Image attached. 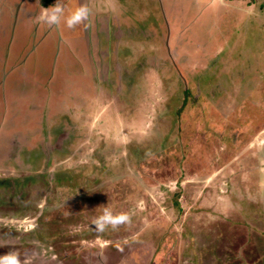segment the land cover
Returning <instances> with one entry per match:
<instances>
[{"label":"rangeland","instance_id":"1","mask_svg":"<svg viewBox=\"0 0 264 264\" xmlns=\"http://www.w3.org/2000/svg\"><path fill=\"white\" fill-rule=\"evenodd\" d=\"M117 1L123 2L120 17L132 19L129 24L134 26L133 32L140 37L149 34L148 42L155 44L144 45L146 41H141L143 52H125L123 62L136 58V53L149 54L148 63L152 67L148 66L144 73L140 71L133 79L129 69L127 79L134 81L131 91L128 92L124 84L118 86L122 90L120 95L125 96L122 102L127 116L123 113V117L129 118L128 124L118 113L111 112L109 105L90 113L97 120L105 118L106 124L99 131L90 132V139L98 140L96 147L92 143L85 144L84 150L93 149L92 154L98 155L101 150L113 148L119 151L117 156L100 164L93 156L78 159L74 173L66 168L70 162L58 170L56 167L55 176L60 178V183L58 187L52 185L56 189L54 193L49 190L53 193L50 192L51 198L55 199L59 189L84 188L89 175L83 169L94 171L98 165L100 169L104 167L103 172L108 170L110 177L105 173H101V178L94 177L92 172L94 182H88L91 185H87L90 191L87 193L106 196L108 202L103 208L108 207L113 214L129 213L131 223L115 231L110 228L105 231L108 238L100 242L106 243L103 247L106 248V264H264V0H182L183 3L178 0L170 4L172 10L168 8V0ZM77 7L74 1L72 9ZM196 10L200 14H193ZM164 15L166 20L168 15H174L177 26L181 25L183 33L189 35L177 54H174L177 45L173 46L172 41L177 32L171 22L168 23L167 48L161 43L165 35L161 28L165 23ZM6 24L2 18L0 66L3 65L4 70L20 61L29 48V43L24 41L26 32L20 29L18 36L21 33L23 40L17 39V32L13 36L9 23L7 27ZM66 27L61 25L60 31L65 32ZM83 27L81 24L72 28L73 36L59 44L58 50L56 43L47 39L31 53L21 70V74L27 73L29 77H21L25 86L18 85L15 89L26 97L15 98L12 104L9 97L12 83L9 75L3 76L5 73L0 67V82L9 83L5 87L8 97L0 99V144L3 145V149L0 145V156L8 145L17 146L11 160L0 159V170L27 172L30 166L31 170L38 171L41 169L32 167L37 159L42 169L45 166L51 171L57 162L49 156L55 141L49 136L52 122L47 120L44 125L47 115L39 114L37 127H30L27 119L34 115L31 105L36 107L30 103L40 102L37 91L42 89L37 83L51 82L55 90L65 83L74 85L81 73H90L85 41L79 40L86 36ZM16 39L22 50L17 47ZM4 51L10 59L7 63ZM153 58L157 59L152 61ZM106 61L112 64L111 59ZM108 75L106 80L112 90V85L117 83L112 82L111 73ZM30 91L34 94L28 95ZM55 113L58 120L62 118L61 112ZM65 116L75 121L82 115ZM70 133L74 137L81 134L76 137L81 143L88 131L79 132L71 126ZM103 141H106L105 146L101 145ZM66 173L74 177L72 183L66 181ZM13 177L0 183V201L6 199L3 191L14 187ZM93 185L97 190L92 189ZM30 198L27 196V201L32 204ZM65 200L62 198L60 203ZM93 200L94 197L84 198L83 205L74 207L81 209L82 214ZM13 201L16 200L12 196ZM9 206L14 209L18 204ZM66 215V211H55L51 222L45 226L47 234L59 231L61 223L70 222L72 210L68 218ZM92 224L93 221L87 226L90 232L94 230ZM85 228L71 226L68 230ZM6 229V233H0V245L7 253L9 246L24 241ZM6 234L10 235L7 239ZM87 242L84 246L88 247L91 240ZM71 245L75 246L76 242ZM32 246L34 250L29 251V256L27 251L23 256L30 264H39L40 253L49 264H98L97 260L89 259V255L80 258L77 252L68 254L67 250L58 255L57 263L50 258L56 248L53 246V251L50 250L49 240ZM62 246L60 244V248ZM63 254L69 256L62 258Z\"/></svg>","mask_w":264,"mask_h":264},{"label":"flooded vegetation","instance_id":"2","mask_svg":"<svg viewBox=\"0 0 264 264\" xmlns=\"http://www.w3.org/2000/svg\"><path fill=\"white\" fill-rule=\"evenodd\" d=\"M26 1H28V3L30 4H34L36 3V7H37V15L40 16L43 11L44 8H47L51 5H53L55 3V0H0V19H4L7 24L6 27L9 23V28L10 29H15V26L13 28V22H17V20L15 19L14 15H12V18L9 16V14H3L8 8L11 11L12 10V5L14 8H18L19 5H22V2L25 3ZM169 1V5L168 8H170V4L172 2H174V0H168ZM61 2L63 3L64 7H65V16H67L68 14L71 13V4L68 3V0H61ZM167 2V0H166ZM7 3V4H5ZM197 1L194 4L195 7L197 6ZM8 5V7H5V9H2V6H6ZM123 2H118L117 0L115 1V3H112L109 5V7H107L104 11L105 14H101V15H97V14H91L90 16V22H91V26L88 28H85V26L83 27V33L86 34V36L84 37V39L86 40V42L84 43L85 46V52H86V59L88 58H93V54L95 55V57L97 58V60H95L94 63H92L91 65V70L93 68L94 70V65L98 64L100 66L101 70H104V72L97 73L98 74V78H100V83L101 86L99 87H103L104 89L107 88V90H109V86H108V81L106 80V78L110 75H108L109 73H111V71L115 72L116 75L121 74V76H117L115 77L116 82L117 83L116 86H113L114 90V94L116 96H119L121 102L123 97H125L124 95H120V93L122 92V90L120 88H118L119 84H124L125 87L127 88L128 92L131 91L132 89H134L133 86H130L133 84L134 81H128L127 77H128V73H129V69L131 71V77L133 79L134 75H138L139 72L141 71L142 73H144V71H146L147 67L150 66V62L148 63L149 54L148 56L144 55H139V52H143V50L145 49L143 47V44L146 45L149 44L150 45H155L152 44V42H148V36L149 34H147L146 36L140 37L137 35V33L133 32V25L129 24L130 22H133L131 18L129 17H120V14H122V8H123ZM93 7L95 8V6L93 5ZM105 8V6H104ZM167 8L168 12L169 9ZM15 9V12H16ZM172 10V9H171ZM162 12H164L162 10ZM193 13V11H192ZM193 14H200L199 10L195 11ZM165 23L161 24V28H163L165 30V35H162V39H161V43H165L166 48L168 46V41H170L169 37H170V26H169V22L172 23L173 27H176V34L174 35V37L172 38L173 41V46L175 47L174 50V54H177V49L180 48V46H182L183 42L185 41L186 38H188L189 35H186L183 33V28L181 27V25H179V27L176 24V18L174 17V15L170 16L168 15V18L166 20L165 15L163 16ZM130 20V21H129ZM64 25V28L66 27V24L64 23L63 18L61 19V22L58 26L55 27H51L54 31H53V36L57 37L60 39L61 44L65 41H67L70 37L73 36L72 34V30L71 29H67L68 27H66V31L65 32H61L60 31V26ZM20 27V26H18ZM74 29V28H73ZM93 30V34L90 35L89 30ZM63 33V34H62ZM58 34H60L59 36H57ZM64 35V36H62ZM186 35V36H185ZM94 37V46H92V39ZM169 36V37H168ZM150 37V36H149ZM145 38V39H144ZM184 38V39H183ZM192 40V38H190ZM141 41H146L145 43L141 44ZM57 46L59 45V41L57 42ZM198 43H196L197 45ZM195 45V46H196ZM194 46V48H195ZM58 50V47L56 48ZM91 50V51H90ZM131 50H135L137 57L136 58H132L131 60H125L123 62V55L125 52L129 53V51ZM5 52V51H4ZM171 52L170 50L168 51ZM5 57H7V59H5V62L7 63V61H10V59H8V55L6 53H4ZM155 56V55H154ZM88 57V58H87ZM156 57V56H155ZM112 61V64L107 63L106 59ZM121 58V61L119 60ZM157 59V58H156ZM156 59L153 58L152 61H155ZM93 61V60H89L88 62ZM140 61V62H139ZM162 60H160V63L163 64V62H161ZM181 62V61H180ZM21 63V62H20ZM15 64L12 67H9L7 70H4L3 65H1L0 67H2L3 72L5 73L3 76L5 78L8 77V75H12L13 77H18V75L21 73L20 71H18V68L21 67V64ZM91 63V62H90ZM146 63V64H145ZM174 63V61H173ZM110 64V65H109ZM121 66V73L119 72L120 70L118 69L117 65ZM112 66L114 68H112ZM152 66H150L151 68ZM138 68V69H137ZM115 70V71H114ZM2 72V73H3ZM140 72V73H141ZM104 73V74H103ZM127 75V76H126ZM2 76V79H3ZM130 76V75H129ZM19 77H23L22 75ZM85 77V75H84ZM83 77V78H84ZM79 87L77 90H75L77 97L82 98L85 95L88 94V92H90L91 95H94L93 93L94 91V87L92 86V84H90V81L87 79L82 80L79 79ZM0 83H2V85H0L1 88V94H0V99L4 100L6 97V93L7 91L5 90L6 86H9L8 81L4 83V81L2 80ZM110 84V83H109ZM88 85H91L90 87ZM10 88V86H9ZM101 89V88H100ZM111 90V89H110ZM101 91V90H100ZM30 95V94H28ZM11 100V104H12V99ZM95 108V107H94ZM115 112L117 111L118 115L121 117L122 120H124L125 124H128V120L129 118L123 117V113L126 115L127 111H124L123 109V102L120 105H116ZM63 114L61 119H57L56 116H54L53 114H51V119L49 117V115H47L46 120H45V124L48 122H52V135L49 136H53L55 138V141L53 143V145H51L50 147V151L51 153L49 154V156L51 157L50 159L55 160V164L53 165V168L50 169L51 171H48L46 169V167L44 166V169H42V165L40 160L34 159V162L32 164V167H38L41 170H31V167L29 165L30 171L28 169L27 172H25L24 170H15V173L12 171H9L8 169L6 170L5 168H2V170H0V183H3L5 181H3V179H7L9 176H14L13 178V188H9V190L3 191V195H4V199L3 201H0V233L5 232L6 227L13 232L14 234L18 235L19 239L22 238V240L24 241L23 243H19L18 245L13 244V246H16L17 248L14 249L13 246H9V250L7 253L10 252H15L18 253L21 259L22 264H30L29 261H27V259H23L24 253H28L29 256V251H33V246L32 244H40V242L42 241H46L49 240L52 243V246L50 247V250L53 251V246L56 248V253H54V255H51L50 258L51 259H55L57 261V263L60 261V258H58V255L65 250L68 252V254H71L72 252H77V254L80 256V258H86L89 255V259H93V260H97L98 264H106L107 263V259L105 258L106 254V248H103L106 246V243L104 242L103 244H101V240H106L108 237V235L104 232V233H100L98 234L97 232H95L94 230H88L87 226L89 225V222L94 221V219L96 217H98L99 211L103 208V206H105L106 201L108 202L107 197L105 196L104 198L100 195V197L96 194H88V190L87 189V185H91L89 183H91L92 181L94 182V177H98L101 178L100 175L101 173H105L103 172L102 169H104V167H102L100 169V167H95L94 171H91L89 169H83V170H87V178L90 180H88V184L86 183L85 187L80 189L79 187L75 186V188L70 189L68 191H65L64 189H59L56 190L57 193L55 194V199H52L51 194L54 193L53 189H56L53 186L56 185V187H58L57 185L60 183V178H58L57 176H55V168L58 167L56 170L60 169L61 167H65L64 163L66 162H70V165L66 166L67 169H70L71 172L74 173L75 167L78 164V159H83V158H88L93 156V158L96 159V161L99 162V164L102 161H106L108 160L109 157H115L117 156L116 154L119 153V151L117 152L116 150H114L113 148L108 149H104L101 150V152L96 155V154H92L93 149H88V150H84L85 149V144H91L96 147V143H98L97 139L91 140L90 139V132L96 130L99 131V126H102V124H91V122H83L84 120L82 119H77V120H68V116L66 117L65 113H61ZM3 115V113L1 112V116ZM66 117V119L64 118ZM1 118V117H0ZM115 119V118H114ZM30 120V119H28ZM127 121V122H126ZM29 122V121H28ZM34 125H37L34 124ZM74 127L77 129V131H88L87 137L83 140V142L80 143V138H76L79 137L81 134H77L76 137H74L71 133H70V128ZM40 127V124H39ZM43 131V128H40ZM44 136V138L46 137V135L43 133L42 134ZM47 139V138H46ZM77 140V143H75V140ZM106 141L101 142V145L104 144V146L106 145L105 143ZM13 143H15L13 141ZM1 145V148L3 149V145ZM128 145V144H126ZM17 148L16 144H10L7 146V148H5V153L0 156L2 160H6L9 161L12 158V153L14 151V148ZM99 147V146H98ZM99 151V150H98ZM103 153V155H102ZM16 155V154H15ZM48 156V157H49ZM16 158V156H15ZM39 162V163H35ZM20 162H24L23 160H20ZM44 164V163H43ZM64 166H63V165ZM23 165V164H22ZM4 167V166H3ZM98 168V169H97ZM106 170V169H105ZM94 174V177L92 176ZM33 173V174H31ZM108 170L106 171L105 175L107 177H110L108 175ZM103 175V174H102ZM49 177V179L45 182V179ZM63 177V176H62ZM113 179L116 176H111ZM74 177L71 175L69 177V174L66 173V181L69 183H72V179ZM44 179V180H43ZM49 180H51V182H49ZM10 182V181H9ZM68 183V184H69ZM102 185V183H101ZM100 185H98L99 187ZM93 185L92 189H96V187ZM97 187V188H98ZM50 189H52V192L49 191ZM91 189V190H92ZM103 189V188H102ZM101 189V190H102ZM2 190H5V188H3ZM63 190V191H61ZM76 190L75 193H72V191L74 192ZM66 193H65V192ZM51 192V194H50ZM88 192V193H87ZM95 192V191H94ZM64 194H66V197L64 196ZM61 195L60 199L59 196ZM12 196L14 197V200L12 202ZM27 196H31L30 198V202L32 204L29 203V200L27 201ZM64 196V197H63ZM94 197V200L92 202H90L87 206V209L84 213H80L82 210L76 207H79L78 205L81 206L83 199L85 198H92ZM62 198H66L64 203H60V200H62ZM103 198V199H101ZM103 201V202H102ZM74 203V204H73ZM10 204H18V206L14 209H9V205ZM31 206L30 208L28 206ZM83 205V204H82ZM76 206V207H74ZM77 209V210H75ZM51 210V211H50ZM70 210H72L73 213V217L71 219L70 222H66L64 224H60L58 226L62 227V231L60 230L61 227H59V231H55L50 234H47L46 231V225L51 222L50 217L55 213V211H59V212H67L66 218H68L70 216ZM48 211V212H47ZM52 213V214H51ZM78 213V215L76 214ZM89 213V214H88ZM96 213V214H95ZM62 214V213H61ZM94 215V217L92 218L91 215ZM75 216V217H74ZM72 223V225H71ZM70 224V225H68ZM68 225V227L66 228V231H64L65 227ZM86 227L84 230L81 229H76L73 230L72 232L69 229V227ZM9 231V232H10ZM61 233L62 236H60L59 234ZM92 235V236H91ZM8 234L4 235L5 239L8 238ZM77 236L79 237L77 240ZM60 238V239H59ZM59 239V240H58ZM89 240H91L90 243ZM59 241V244L57 245ZM88 241L87 243L89 244V246H84V243ZM112 240H110L111 242ZM76 242V245H71L73 243ZM60 244H63L64 246H62L60 248ZM102 245V246H101ZM111 245V244H110ZM96 246V247H95ZM2 246L0 245V256L6 254V252L3 250V248H1ZM76 247V248H75ZM39 248V247H38ZM60 248V249H59ZM55 252V251H54ZM71 252V253H70ZM87 252V253H85ZM36 254V253H35ZM81 254V255H80ZM42 253H40V259H39V264H49L48 261H46V259H44L42 257ZM33 256V254H32ZM37 257V255H35ZM69 255L67 254H63V256H61L62 258H67ZM111 260V259H109ZM56 264V262H55ZM64 264V263H63Z\"/></svg>","mask_w":264,"mask_h":264},{"label":"crops","instance_id":"3","mask_svg":"<svg viewBox=\"0 0 264 264\" xmlns=\"http://www.w3.org/2000/svg\"><path fill=\"white\" fill-rule=\"evenodd\" d=\"M74 1H75V3H77L78 6L87 5L91 11V14H97V15L105 14L104 10L107 7H109L110 4L115 3L114 0H68V3L71 4L72 8H73ZM175 1H178V0H174V2ZM181 2L183 3L182 0H181ZM5 4H7V3H5ZM93 5L95 6V8L93 7ZM104 6H105V8H104ZM5 7H8V5L2 6V9L4 10ZM72 8H71V12L74 10ZM172 8H173V6H171L169 9H172ZM15 9L16 8H14L12 5V10L10 11L8 8L3 14H9V16L11 18H12V15H14L15 19L18 22V23L13 22V28L15 26V29H12V32L14 33V34L12 33L13 36L15 35L16 32H17V36H18L20 29H22L24 32H26V36H25L24 41L25 42L27 41V43H29L28 44L29 48L25 50L21 60L18 61L19 63L21 62L20 63L21 67L18 70V71H20L25 67L26 62L29 59L31 53L34 52L38 48V46L41 45L43 42H45L47 39H49L50 42H55L56 45L58 44L57 43L58 41H59V44H61V41L59 38L53 36L54 30L41 20L42 14L40 16L37 15L36 3H34L32 5V4L28 3V1H26L25 3L22 2V5L18 6V8L16 9V12H15ZM0 21H1V19H0ZM18 26H20V27H18ZM89 32H90V35L93 34L92 29L89 30ZM59 35L60 34H58L57 36H59ZM13 36L10 38V41L13 38ZM19 36L17 37V39L19 38V39L23 40L21 33ZM17 39H16V41H17ZM80 39H82V41L86 42V40L84 38H79V40ZM91 39H92V46H94V41H95L94 37L92 38V36H91ZM16 44H17V47H19V48L22 47L18 43V41ZM20 49L22 50V48H20ZM85 55H86V52H85ZM89 60H93V61H90L91 63L89 62V64L92 65V63H94L95 60H97V58L93 54L92 59L91 58L86 59L87 62ZM18 62L16 64H19ZM29 65H30L29 67H31L30 71H31V73H33V68L31 66V63H29ZM93 67H94V70L92 68V70L90 71V73L88 75L81 73L80 75H78V77H80L82 80H85L88 78V80L90 81V84H92V86L94 87L93 88L95 91L93 93L94 95H91L90 92H88V94L82 98L77 97L75 90H77L79 87L78 80L80 78H78L76 80V83L74 85H72V84L70 85V84L65 83L62 86V88H56L55 90L52 88L53 84H51V82H46L45 84L37 83L38 87H41V89H42V91H37L39 93V95L41 96L37 99V100H40V102H39V104H37L35 102L30 103V104H36V107H32V105H31V109H32L34 115H32L33 116L32 119L31 118H28L30 120L27 119L28 121H30V122H27V124L32 128L33 127L36 128L38 125V122H36L37 121V119H36L37 115H39V114H43V115L53 114V115H55L56 114L55 112L59 111L61 113L62 112L65 113V114L71 113V115H73V116L82 115L80 119L84 120L83 122L88 120V122H91V124H102V126L98 127L99 129L102 128L103 126H105L106 119L104 118V119H100V120L98 119L97 120L94 117L92 118L90 115L91 111L92 110L97 111V109H99L100 107H104L105 105H109L108 107H110V111L117 114V111L115 112V110H113V109H115L117 104L120 105L122 102H121L119 96H116L114 94V92L112 90H110V87L108 88L109 90H107V88L104 89L103 87H99V86H101V83H100L101 80H100V78L97 77L98 76L97 73H100L101 71L104 72V70L100 69L98 61H97V64H95ZM117 67L120 70L119 72L121 73L120 64L117 65ZM112 68H114V67L112 66ZM21 73L19 75H22L23 77H26V76L29 77V75L27 73L26 74H21ZM111 74L113 77L112 82H116L115 77H117V76H116L115 72L111 71ZM81 75H85V77L82 78ZM9 77H10V79H9L10 83H12L10 85V88H9L10 90H12V95L9 94L10 99L14 100L16 98L19 100V97H26L25 95H20V94L16 93V91H15V89L17 88L16 86H18V85L21 87L25 86L22 84V82L20 80L21 77H19V79H18V77H13L12 75H10ZM88 86L90 87L91 85H88ZM29 94L30 95L34 94V91H30ZM42 94H43V96H42ZM42 100H44V101H42ZM53 110H54V112H53ZM98 111H100V110H98ZM88 115L90 117H87ZM112 117L115 118V115L113 114ZM88 122H87V124H88ZM36 123H37V125H34ZM27 124L25 126H27ZM106 126H108V125H106Z\"/></svg>","mask_w":264,"mask_h":264},{"label":"clouds","instance_id":"4","mask_svg":"<svg viewBox=\"0 0 264 264\" xmlns=\"http://www.w3.org/2000/svg\"><path fill=\"white\" fill-rule=\"evenodd\" d=\"M91 11L87 5H81L65 16V7L61 0H55V3L47 8L41 15V20L50 27L58 26L63 18L64 23L69 29L83 24L85 28L91 26ZM131 223V215L127 212L113 214L108 208L104 207L102 214L93 221L92 228L98 234L104 233L109 228L113 231L118 230L122 225ZM0 264H22L18 253L10 252L0 256Z\"/></svg>","mask_w":264,"mask_h":264}]
</instances>
